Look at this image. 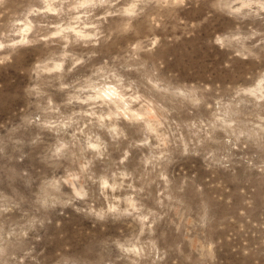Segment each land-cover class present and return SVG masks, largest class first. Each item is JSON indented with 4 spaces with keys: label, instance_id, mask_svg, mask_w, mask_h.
I'll return each instance as SVG.
<instances>
[{
    "label": "clouds",
    "instance_id": "clouds-1",
    "mask_svg": "<svg viewBox=\"0 0 264 264\" xmlns=\"http://www.w3.org/2000/svg\"><path fill=\"white\" fill-rule=\"evenodd\" d=\"M0 264H264V0H0Z\"/></svg>",
    "mask_w": 264,
    "mask_h": 264
}]
</instances>
